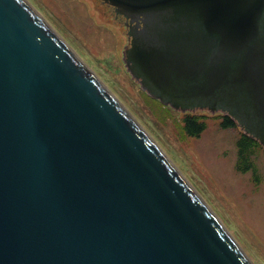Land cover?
<instances>
[{
    "label": "water",
    "instance_id": "95a60500",
    "mask_svg": "<svg viewBox=\"0 0 264 264\" xmlns=\"http://www.w3.org/2000/svg\"><path fill=\"white\" fill-rule=\"evenodd\" d=\"M99 1L143 90L264 147V0ZM0 264H253L27 0H0Z\"/></svg>",
    "mask_w": 264,
    "mask_h": 264
},
{
    "label": "rangeland",
    "instance_id": "374dc122",
    "mask_svg": "<svg viewBox=\"0 0 264 264\" xmlns=\"http://www.w3.org/2000/svg\"><path fill=\"white\" fill-rule=\"evenodd\" d=\"M147 132L210 207L253 264H264V147L238 170L236 124L223 127V113L208 108L182 111L161 103L129 73L123 22L99 0H27ZM199 116L205 129L189 136L183 116Z\"/></svg>",
    "mask_w": 264,
    "mask_h": 264
},
{
    "label": "trees",
    "instance_id": "16d2710c",
    "mask_svg": "<svg viewBox=\"0 0 264 264\" xmlns=\"http://www.w3.org/2000/svg\"><path fill=\"white\" fill-rule=\"evenodd\" d=\"M105 5L111 8V6L107 4ZM222 117H224V120L222 121V124H221L223 127L236 126V122L231 116L223 114ZM183 127H184V131L189 136H198L205 129V123L197 115L185 114L183 116ZM258 143L259 141L257 139L251 137L247 133L243 132L239 136V139L237 141L238 162L236 164V167L238 170L247 171L250 168V164L249 165L246 164L247 156L251 154V150Z\"/></svg>",
    "mask_w": 264,
    "mask_h": 264
}]
</instances>
